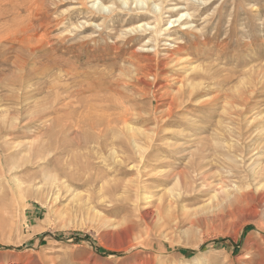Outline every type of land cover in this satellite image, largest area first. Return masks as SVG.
Masks as SVG:
<instances>
[{
  "label": "rangeland",
  "instance_id": "374dc122",
  "mask_svg": "<svg viewBox=\"0 0 264 264\" xmlns=\"http://www.w3.org/2000/svg\"><path fill=\"white\" fill-rule=\"evenodd\" d=\"M146 1H0V264H264V0Z\"/></svg>",
  "mask_w": 264,
  "mask_h": 264
},
{
  "label": "bare ground",
  "instance_id": "6f19581e",
  "mask_svg": "<svg viewBox=\"0 0 264 264\" xmlns=\"http://www.w3.org/2000/svg\"><path fill=\"white\" fill-rule=\"evenodd\" d=\"M1 1V0H0ZM4 1V0H3ZM6 1V0H5ZM139 2H141V3H145V2H147L146 0H138ZM137 2V1H136ZM3 3V2H2ZM6 3V2H5ZM124 3V2H123ZM148 3V2H147ZM147 3H145V4H147ZM1 4V3H0ZM4 4V3H3ZM2 4V5H3ZM144 4V5H145ZM202 4V3H201ZM9 5V4H8ZM1 8H2V6H0ZM114 7V6H113ZM123 7V6H122ZM145 7V6H144ZM8 8H9V6H8ZM117 8V7H116ZM0 10H2V9H0ZM10 10V9H9ZM180 10V9H179ZM4 11H6L5 9H4ZM2 12V11H1ZM8 12V11H7ZM3 13V12H2ZM3 14H5V12L3 13ZM2 14V15H3ZM9 14V13H8ZM185 14H182L181 16H180V18L178 19V20H181L182 19V17L184 16ZM7 16V15H6ZM4 17V16H3ZM184 17H186V15L184 16ZM176 20V19H175ZM177 21V20H176ZM172 22L173 21H170V23L172 24ZM169 23V24H170ZM174 23V22H173ZM177 23V22H176ZM179 23V22H178ZM188 23V22H187ZM187 23H181V25H186ZM190 23V22H189ZM0 24H1V22H0ZM5 25V24H4ZM147 25H149V23H146V24H139V25H137V28H140V29H143V27H148V29H149V26H147ZM175 26V25H174ZM182 26V27H183ZM3 27V26H2ZM185 27V26H184ZM156 28V27H155ZM171 28V27H170ZM188 28V27H187ZM2 29H4V28H2ZM191 29V28H190ZM150 30V29H149ZM148 30V31H149ZM162 30V29H161ZM160 30V31H161ZM186 30V29H185ZM2 32L4 31V30H1ZM6 31V30H5ZM141 31V30H140ZM144 31H146V30H144ZM154 31V30H153ZM158 31V30H157ZM164 31V30H163ZM147 32V31H146ZM155 32V31H154ZM159 32V31H158ZM165 32V31H164ZM167 32V31H166ZM144 33V32H143ZM203 34H204V32H203ZM0 36H1V34H0ZM155 36H156V34H155ZM164 36V35H163ZM166 36V35H165ZM3 37H4V35H3ZM168 38V37H167ZM170 39V38H169ZM198 40V39H197ZM200 40H202V39H200ZM206 41V40H205ZM6 42V41H5ZM184 42V41H183ZM202 42V41H201ZM194 42V43H192V44H188V41H187V43H185V44H182V45H180V46H177L174 50H173V55L172 54H169V55H167L166 54V56H168V57H162V59H159V60H157V64H159L160 65V68L163 70V71H167V69H168V62L169 61H173V59L175 58L174 57V54H181V53H183V50H186V51H189L190 49H195V50H197V48L200 46V45H202V44H205V42ZM207 42V41H206ZM156 44V43H155ZM209 44V43H208ZM44 46H46V45H44ZM43 46V47H44ZM157 46V45H156ZM143 48V47H142ZM193 49V50H194ZM155 50H157V49H155ZM136 51V50H135ZM204 51H206V50H204ZM223 51V50H222ZM138 52V51H137ZM185 53V52H184ZM5 53H4V49H3V40H2V38H0V64L1 65H5V64H7V59L4 57L5 55H4ZM137 54V53H136ZM194 55H197L198 56V54L197 53H193ZM193 54H192V56H193ZM7 55V54H6ZM133 55H135V54H133ZM156 55V54H155ZM157 56V55H156ZM132 57V59L134 58V56H131ZM183 59H186V58H183ZM190 59V58H189ZM130 60V59H129ZM135 60V61H134ZM133 61L132 60H130V62L134 65V68H133V66H132V73H134V74H139V73H141V72H143V74H146V75H148V74H153V70H154V65H153V63H149V64H147V61L146 62H143V61H145V60H140V59H134ZM148 60H151V58H148ZM167 60H169L168 62H166ZM155 61V60H154ZM175 61H176V59H175ZM178 61H181V59H179ZM177 61V62H178ZM184 61V60H183ZM149 62V61H148ZM186 63H188L189 61H188V59H186V61H185ZM155 63V62H154ZM184 63V62H183ZM192 63V62H191ZM189 64V63H188ZM187 64V65H188ZM170 65V64H169ZM186 65V67H188ZM190 65H192V64H190ZM195 65V64H194ZM131 66V65H130ZM197 66V65H196ZM196 66L194 67H192L191 66V68H189V69H187L186 67H184V68H182V70L184 71V73H186L185 75H213L211 72H210V70L208 71L207 69L206 70H200L199 71V69L198 68H196ZM6 67V66H5ZM4 67V68H5ZM201 68V67H200ZM111 69V68H110ZM131 69V68H130ZM170 69V68H169ZM204 69V68H203ZM1 70V69H0ZM124 70V69H123ZM122 70V71H123ZM127 70H129V69H127ZM174 70V69H173ZM182 70H175V71H181L182 72ZM130 71V70H129ZM169 71V70H168ZM3 72V70L0 72V73H2ZM130 72V73H131ZM157 72H158V70H157ZM161 72V71H160ZM171 72V71H170ZM129 73V74H130ZM72 74H74V73H72ZM156 74V73H155ZM2 75V74H1ZM132 75V74H131ZM157 75V74H156ZM124 82V81H123ZM182 82V81H181ZM185 83V82H184ZM166 85V84H165ZM156 86V85H155ZM162 87V86H161ZM163 88V87H162ZM195 87H194V85L192 86V88H191V90H195L194 89ZM161 90V89H160ZM181 91V90H180ZM12 94V93H11ZM166 94V93H165ZM164 94V95H165ZM15 95L13 94V95H10V97H14ZM23 96H27V95H21L20 96V98H23ZM1 99L2 98H0V101H1ZM175 102V100H173L172 101V104ZM171 104V103H170ZM19 112V111H18ZM13 114V111H11V109L9 108V109H5L4 107H1L0 106V139H1V136H2V133H4V132H6V131H8L7 129L9 128V126H10V117H11V115ZM12 122V121H11ZM13 124H11V126H12ZM10 126V128H12ZM14 126V125H13ZM13 129V128H12ZM11 130V129H10ZM7 133V132H6ZM136 133V132H135ZM143 137V136H142ZM147 138V137H146ZM126 140V139H125ZM135 146V145H134ZM34 149V148H33ZM37 153V152H36ZM10 154H13V153H10ZM7 155H8V153H7ZM6 158V157H5ZM119 159V158H118ZM118 161V160H117ZM121 161V160H120ZM122 162V161H121ZM202 168V165H196V169H201ZM263 173V172H262ZM258 174L259 176H258V179H259V181L261 180V178H262V176H263V174ZM183 175V174H182ZM260 183V182H259ZM257 184V183H256ZM251 185V184H250ZM259 186H256L257 187V189L255 190V189H252V188H249L248 190H245V191H240L239 193V195H238V197H237V201H238V204L240 205V203H241V205H240V208H238V212H239V215H241L242 213L243 214H247L250 218L251 217H253V218H255V217H257V216H259L261 213V210H264V184H258ZM255 187V188H256ZM138 190V189H137ZM236 202V201H235ZM234 209V208H233ZM236 212V211H235ZM143 213V212H142ZM152 214V213H151ZM145 217H151L150 216V212L149 211H145L144 212V214H143ZM262 217V216H261ZM242 221V220H241ZM246 221H247V219H246ZM125 223V222H124ZM244 224H242L241 223V225H240V228H239V230L237 231L239 234H240V232H241V230H243L244 228H245V226L247 225V224H250V222H243ZM245 225V226H244ZM239 226V225H238ZM128 233V232H127ZM125 234V233H124ZM238 237H239V235H236V238L238 239ZM128 243V242H127ZM253 245H254V243H252ZM131 247V246H130ZM262 252V251H261ZM141 255V254H140ZM137 261V260H136ZM234 262V261H233ZM232 264V263H231ZM234 264V263H233Z\"/></svg>",
  "mask_w": 264,
  "mask_h": 264
}]
</instances>
